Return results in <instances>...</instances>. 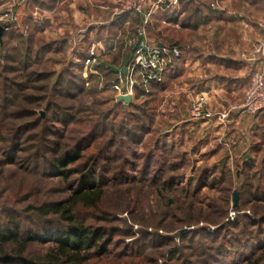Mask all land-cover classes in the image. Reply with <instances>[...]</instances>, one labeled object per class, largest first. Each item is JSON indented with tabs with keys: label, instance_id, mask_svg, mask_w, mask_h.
<instances>
[{
	"label": "rangeland",
	"instance_id": "374dc122",
	"mask_svg": "<svg viewBox=\"0 0 264 264\" xmlns=\"http://www.w3.org/2000/svg\"><path fill=\"white\" fill-rule=\"evenodd\" d=\"M6 2L13 4L17 21L4 32L9 35L0 47V222L7 216L16 218L22 234L63 227L58 216H43L36 209L64 202L79 176L60 179L45 169L50 160L98 128L96 137L84 142L90 148L83 155L92 161L97 154L98 161L92 162L103 195L97 208L78 204L74 213L86 227L101 230L110 245L106 256L89 264H264V223H260L264 204L244 196L242 189L249 176L244 163L252 165L249 173H264V153L243 162L218 156L217 143L188 132L189 123L184 121L193 89L186 83L192 78L168 81L166 89L139 96L135 91L130 104L117 102L115 92L105 87L111 73L101 68L105 77L101 83L83 66L87 49L105 36L101 29H89V34L76 26L71 32L48 29L43 35L36 32L32 7L23 17L15 10L19 2ZM4 4L0 0L6 9ZM21 39L32 49L26 68L17 51ZM207 39L206 31L197 37L200 43ZM53 42L49 53L35 55L39 47ZM109 65L114 62L107 60L105 66ZM121 66L117 63L114 69ZM251 75L244 70L237 99ZM132 103L141 105L151 119L149 132L138 144H132L130 136L123 138L125 132L119 128ZM157 142L171 151L169 156L147 159ZM13 149H18L14 156ZM177 155L180 158L174 159ZM12 156L14 163L6 164ZM53 246L30 243L25 256H42ZM13 248L0 245V255L11 254Z\"/></svg>",
	"mask_w": 264,
	"mask_h": 264
},
{
	"label": "crops",
	"instance_id": "0c3cea01",
	"mask_svg": "<svg viewBox=\"0 0 264 264\" xmlns=\"http://www.w3.org/2000/svg\"><path fill=\"white\" fill-rule=\"evenodd\" d=\"M1 1L9 8L7 0ZM16 1L19 4L15 10L23 17L27 16L29 7L35 10V21L43 26L40 33L43 35L47 34L48 29L52 32L66 29L71 32L76 26H83L87 30L101 29L105 36L99 42L106 50L101 62L105 65L107 60H112L114 65L107 66L110 69H114L117 63L118 66H121L119 63H127L130 44L138 37V17L123 15L112 18V9L119 0ZM191 1V6H187L177 0L175 6L157 11L147 30L148 38L159 46L178 44L182 48V71L168 83L186 76L192 78L190 83H186L193 89L192 93L206 92L211 107L226 109L241 100L237 96L241 80L245 78L244 70L253 73L260 66L259 58L252 59L250 55L253 45L261 38L257 22L264 18V0ZM214 3L217 6L212 8L211 4ZM190 8L201 11L205 17L202 24L182 26ZM205 31L208 39L200 43L197 37ZM192 36L194 39H191ZM191 41H194L195 46H201L203 51L198 52L197 47L190 45ZM184 122L189 123L187 130L193 132L195 138L199 137L200 140L208 137L209 144L217 143L218 156L221 154L243 162L260 158L264 153V110L254 117L232 113L224 125L189 121L187 115Z\"/></svg>",
	"mask_w": 264,
	"mask_h": 264
},
{
	"label": "trees",
	"instance_id": "16d2710c",
	"mask_svg": "<svg viewBox=\"0 0 264 264\" xmlns=\"http://www.w3.org/2000/svg\"><path fill=\"white\" fill-rule=\"evenodd\" d=\"M180 1L184 2V4L186 3L187 6H191L192 4L191 0ZM204 20L205 17L201 15V11L198 8H190L188 16L182 21V26H196L202 24ZM42 29L43 26L37 24L36 32H41ZM8 35V33H3L0 47L4 46V37H7ZM20 44L21 46L17 51L21 54V61L26 68L31 63L30 55L32 49L29 46V42L24 39H21ZM54 44L55 43L53 42L45 47H39V50L35 55H46L50 52ZM169 46L178 47L180 50V56L170 68L162 73L161 82L150 83V93L163 89L170 79L177 78L182 71V48L178 46V44H171ZM105 69H107V67H105ZM136 92L139 96L142 95L144 91L136 90ZM119 105L123 107V105ZM129 108L130 111L122 118V124L119 128L121 133L125 132L123 138L130 136V142L132 144H138L141 142L142 136L149 132L151 119H149L148 113L141 105L132 103ZM24 124L27 125L29 123L26 122ZM97 129L87 137L78 140L72 149L65 150L60 155L50 160L48 167L45 169L47 170L49 168L50 174L60 179L68 180L73 174L79 176L75 183L70 187V190L72 189L71 195L64 202L53 204L48 209H36V211L43 216L49 214L58 216L60 221L65 225L60 228L55 227V229H44L36 233L28 231L25 234H22L20 222L12 216H7L4 223L0 222V245H13L14 248L12 249L13 251L11 254L0 255V264H89L92 260H97L107 255L110 241L108 239L104 240V233H102L101 230H92L89 227H86L76 219L74 213V209L78 204L85 208H97L103 195V189L97 186L100 179V176L97 174V165L93 163L98 161L97 154L93 155L95 159L92 160L93 162L91 161L92 157L85 158L83 155V152L90 148V146L87 145L88 143H85L84 145V142H87L88 140L91 142L93 137H96ZM12 151L14 156V154L18 152V149H13ZM169 152L171 151L166 149L164 145L160 147L157 142L149 149L146 158L149 160L153 158L166 159V155H168L167 153ZM13 156L11 159H8L6 164L9 165L14 163L15 159ZM177 158L179 159L180 156H174V159ZM90 162L92 163L90 164ZM244 168L249 174V176L244 177L243 181L244 186L242 189H245L243 193L246 194L244 196H250L249 199L252 196L253 202H259L260 205L264 204L263 171H253L249 173V171L253 169L252 165L249 163H244ZM244 174L247 175L246 173ZM250 179L255 183L250 182ZM260 223L263 225L264 222L260 221ZM33 242H51L54 246L49 248L42 256L36 258L25 256L27 246Z\"/></svg>",
	"mask_w": 264,
	"mask_h": 264
},
{
	"label": "built area",
	"instance_id": "2783aa9c",
	"mask_svg": "<svg viewBox=\"0 0 264 264\" xmlns=\"http://www.w3.org/2000/svg\"><path fill=\"white\" fill-rule=\"evenodd\" d=\"M25 1V0H21ZM177 0H119L112 9V18L116 19L123 15L136 16L139 19L136 29L138 37L130 44L131 51L127 61L125 73L121 66L116 69L103 66L101 60L106 55V50L99 41L93 42L85 53L83 66L89 74L98 77L103 82L105 77L101 75L100 69L111 73L112 79L105 82V87L115 92L114 98L118 102L120 96L134 97L136 90L149 92L151 82H161L162 73L170 68L180 56V50L176 46H159L148 38L147 30L151 26L152 16L161 9L175 6ZM4 9L0 6V26L4 32L9 31L16 24V17L11 8ZM7 4V6H9ZM216 3L211 7H216ZM257 29L261 38L253 45L250 57L259 58L260 66L254 70L250 81L243 92L238 103L228 106L226 109L211 107L208 101V93H192L187 109L189 121L224 125L229 121L232 113L238 116L254 117L264 110V19L257 22ZM75 47L76 40H71ZM107 67V69H105ZM103 85H99L103 89Z\"/></svg>",
	"mask_w": 264,
	"mask_h": 264
},
{
	"label": "water",
	"instance_id": "95a60500",
	"mask_svg": "<svg viewBox=\"0 0 264 264\" xmlns=\"http://www.w3.org/2000/svg\"><path fill=\"white\" fill-rule=\"evenodd\" d=\"M3 33H4V29L2 26H0V41H1ZM126 65H127V63H126ZM126 65L122 69L123 74L125 73ZM118 102H121L123 104H130L131 103V97L130 96H120V97H118ZM232 202H233V207H237V205H238V193L233 194Z\"/></svg>",
	"mask_w": 264,
	"mask_h": 264
}]
</instances>
